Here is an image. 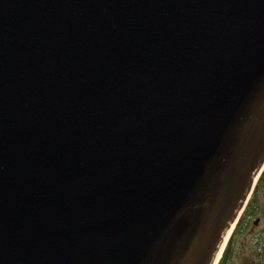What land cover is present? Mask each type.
Instances as JSON below:
<instances>
[{
	"label": "water",
	"instance_id": "95a60500",
	"mask_svg": "<svg viewBox=\"0 0 264 264\" xmlns=\"http://www.w3.org/2000/svg\"><path fill=\"white\" fill-rule=\"evenodd\" d=\"M263 171L264 0H0V264H218Z\"/></svg>",
	"mask_w": 264,
	"mask_h": 264
},
{
	"label": "rangeland",
	"instance_id": "374dc122",
	"mask_svg": "<svg viewBox=\"0 0 264 264\" xmlns=\"http://www.w3.org/2000/svg\"><path fill=\"white\" fill-rule=\"evenodd\" d=\"M257 218L259 221L255 223ZM234 231L228 255L218 264H264V175L255 191V199L242 219L241 230Z\"/></svg>",
	"mask_w": 264,
	"mask_h": 264
},
{
	"label": "trees",
	"instance_id": "16d2710c",
	"mask_svg": "<svg viewBox=\"0 0 264 264\" xmlns=\"http://www.w3.org/2000/svg\"><path fill=\"white\" fill-rule=\"evenodd\" d=\"M263 175H264V171L262 172V175H261V177H260V179H259V182H260L261 178L263 177ZM259 182H258L257 185H256V188H255V190H254V193H253V195H252V197H251V199H250V201H249V203H248V206H247L245 212L243 213V215H242V217H241L240 222H238L237 225H236V227H235V231H236V232L234 231L235 233H238V231L241 230V227H242V219H243V218L245 217V215L248 213V211H249V207H251V204H252V202H253L254 199H255V191H256V189H257V186L259 185ZM231 241H232V237H230V239H229V241H228V243H227V246H226L225 250H224L223 253H222V256H221V258H220L219 263H220L221 261H223V260L226 258V256L228 255V252H229V250H230Z\"/></svg>",
	"mask_w": 264,
	"mask_h": 264
}]
</instances>
